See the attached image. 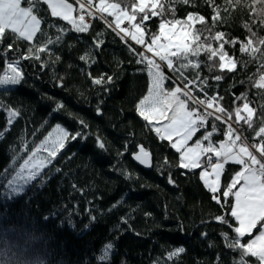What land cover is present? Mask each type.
Masks as SVG:
<instances>
[{"label": "trees", "instance_id": "1", "mask_svg": "<svg viewBox=\"0 0 264 264\" xmlns=\"http://www.w3.org/2000/svg\"><path fill=\"white\" fill-rule=\"evenodd\" d=\"M215 3L220 6L215 25L213 10L204 0L175 3L172 7L177 19L189 13L203 15L213 33L223 32L229 39L246 41L250 32L245 24L256 33V40L264 39V2ZM40 15L52 19L45 11ZM165 16L172 18L167 8ZM158 23L159 18H153L150 29L156 31ZM91 24L89 32H69L62 44L52 48L59 60L50 67L42 70L25 60L22 82L0 88L3 103L20 112L11 130L0 139V264H98L100 260L104 264H217L218 256L222 264H232L238 256L225 248L220 236L229 230L212 219L225 210L211 199L199 179V170L185 174L186 170L177 166L175 150L160 141L136 112V104L146 92V72L137 71L142 66L134 62L135 57L102 20H92ZM193 27L204 29L199 22H194ZM42 28L55 37L48 23ZM98 33L103 34L105 43L96 50V63L89 69L79 57ZM9 44L13 51L18 48L24 52L28 47L27 42H14L6 33L0 51ZM254 47L262 49L256 59L241 55L239 44L235 48L226 45L230 54L247 62L246 67L238 65L235 72L221 73L202 66L201 73L209 77L210 92L223 97L225 107L233 108L234 97L247 93L250 107L260 115L264 94L252 87L249 78L258 79L254 74L264 60V46ZM13 51L8 52L9 57ZM44 59L49 57L45 55ZM200 60L207 62V57L201 55ZM3 67L0 57V69ZM88 71L93 76L117 75L108 90H100L86 75ZM215 75H223V79L216 82ZM57 103L64 107L54 113ZM80 121L86 122L87 128H82ZM57 123L72 133L83 131L84 137L68 143L64 155L57 157L50 170L45 169L21 194L9 196L7 180L13 173L5 171L17 157L25 155L23 142L30 145L39 140ZM5 127L6 114L0 111V130ZM245 134L252 137L246 126ZM216 137L222 138L219 134ZM97 138L104 143V149L98 147ZM138 145L151 153L153 168L149 172L131 160ZM235 167L226 165L223 183H227ZM169 175L175 184L168 183ZM73 185L82 191H73ZM122 218H128L127 223ZM202 233L207 234L206 238ZM109 243L113 247L108 250ZM180 246L185 252L178 259L167 260L168 252Z\"/></svg>", "mask_w": 264, "mask_h": 264}, {"label": "snow or ice", "instance_id": "2", "mask_svg": "<svg viewBox=\"0 0 264 264\" xmlns=\"http://www.w3.org/2000/svg\"><path fill=\"white\" fill-rule=\"evenodd\" d=\"M225 2L230 3V0ZM235 2L239 3V0ZM175 3L191 4L192 0H0V45H3L6 33L12 35L14 42L22 40L28 44L24 52L18 48L13 51L12 44L0 51L4 60V67L0 69V88L7 89L22 82L25 75L22 62L25 60L32 61L42 70L50 67L59 60L52 48L62 44L65 35L69 32L87 33L92 20H102L135 57L134 62L142 66L137 71L146 72L148 77L146 92L136 104L138 116L160 141L167 142L175 150L177 166L186 170L185 174H195L199 170V179L211 199L225 210L212 219L229 230L222 231L220 236L225 248L238 256L232 264H264V105L259 106L262 114L256 115L257 109L250 107L248 94L241 93L234 97L233 108L225 107L223 97L210 92L209 77L201 73L202 66L208 67L210 72L216 68L221 73L235 72L238 65L246 67L247 62L230 54L226 45L235 48L239 44L241 55L256 59V53L262 49L254 45L264 46V39L256 40V33L247 24L244 27L250 36L242 42L227 38L223 32L213 33L203 15L189 13L186 18L177 19L172 7ZM204 3L212 8V24L215 25L220 6L215 0H204ZM166 8L171 19L165 16ZM41 11L52 19L46 20L40 15ZM153 18H159L156 31L149 27ZM194 22L203 24V31L195 29ZM45 23H48L49 30H55L54 38L42 28ZM102 37L103 34L98 33L79 57L89 69L96 63V50L102 49L105 43ZM9 51H13V56L9 57ZM45 55L49 59H44ZM201 55L207 57V62L200 60ZM86 75L100 90H108L117 74L93 76L88 71ZM254 75L258 79L249 78L252 87L264 94V60ZM213 79L219 82L223 75H215ZM63 107L57 103L53 112ZM99 110L98 105V113ZM0 111L6 114V127L0 130L2 139L20 112L4 104L2 99ZM80 124L87 128L86 122L80 121ZM245 126L251 130V138L245 134ZM217 134L222 139L215 140ZM83 137V131L72 133L57 123L39 143L33 141L29 147L25 140L21 146L25 155L17 157L5 171L6 174L13 173L7 180V188L11 193L19 194L24 186L40 178L45 169L50 170L53 161L64 155L68 143ZM97 145L105 148L99 138ZM137 148L133 158L141 165L151 167V153L143 145ZM127 150L125 145L124 151ZM226 165L236 167L227 183H222ZM55 170L61 171L59 168ZM126 178L131 179V176ZM168 183L175 184L171 175ZM72 188L73 191H82L76 185ZM115 207L117 205H113ZM127 220L122 218L123 223ZM206 236L202 233L203 238ZM112 247L111 243L106 246L108 250ZM184 252L183 246L177 247L168 252L167 260L178 259ZM98 264H104L103 260ZM217 264H222L219 256Z\"/></svg>", "mask_w": 264, "mask_h": 264}, {"label": "rangeland", "instance_id": "3", "mask_svg": "<svg viewBox=\"0 0 264 264\" xmlns=\"http://www.w3.org/2000/svg\"><path fill=\"white\" fill-rule=\"evenodd\" d=\"M72 1V0H71ZM136 47H139V46H136ZM8 87H11V86H8ZM1 89H5V88H1ZM55 126H53V127H51V129H49V131L47 132V133H45L43 136H41V138L39 139V140H35V142L36 143H39L40 141H42L43 139H44V137L45 136H47V134L52 130V128H54ZM32 146V143L29 145V147H31ZM223 177V176H222ZM222 183H223V181H222ZM28 185H26V186H24V190H25V188L27 187ZM23 190V191H24ZM23 191H21V192H23ZM21 192L19 193V194H21ZM6 193L9 195V196H14V195H17V194H14V193H11L10 192V189H8L7 187H6Z\"/></svg>", "mask_w": 264, "mask_h": 264}, {"label": "water", "instance_id": "4", "mask_svg": "<svg viewBox=\"0 0 264 264\" xmlns=\"http://www.w3.org/2000/svg\"><path fill=\"white\" fill-rule=\"evenodd\" d=\"M138 151V150H137ZM131 160H132V162L136 165V166H138L140 169H142L143 171H146V172H149V171H151L152 170V168H153V159H152V156H151V164H152V166L151 167H148V166H145V165H141L140 163H138L134 158H133V155L131 156Z\"/></svg>", "mask_w": 264, "mask_h": 264}, {"label": "crops", "instance_id": "5", "mask_svg": "<svg viewBox=\"0 0 264 264\" xmlns=\"http://www.w3.org/2000/svg\"><path fill=\"white\" fill-rule=\"evenodd\" d=\"M69 2H72L71 0H69ZM215 140H220L219 138H217L216 136L214 137ZM222 139V138H221Z\"/></svg>", "mask_w": 264, "mask_h": 264}, {"label": "bare ground", "instance_id": "6", "mask_svg": "<svg viewBox=\"0 0 264 264\" xmlns=\"http://www.w3.org/2000/svg\"><path fill=\"white\" fill-rule=\"evenodd\" d=\"M153 161V160H152ZM138 167V166H137Z\"/></svg>", "mask_w": 264, "mask_h": 264}]
</instances>
